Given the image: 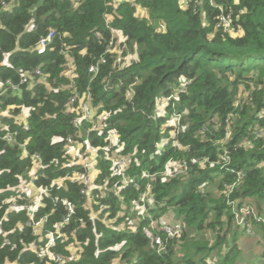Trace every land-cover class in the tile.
Instances as JSON below:
<instances>
[{
    "label": "trees",
    "instance_id": "obj_1",
    "mask_svg": "<svg viewBox=\"0 0 264 264\" xmlns=\"http://www.w3.org/2000/svg\"><path fill=\"white\" fill-rule=\"evenodd\" d=\"M137 7L150 17L138 16ZM220 9L231 15L232 31L215 26ZM105 14L125 38L124 54L137 52L119 68L104 53L112 33ZM160 23L162 30L156 28ZM50 31L52 41L39 53L37 41ZM100 56L106 61L92 76L88 67ZM181 82L186 90L175 105L185 128L171 136L169 116L156 112V100ZM86 90L95 120L84 121L82 130L89 129L90 143L101 147L113 132V149L128 157L127 176L139 187L121 185L102 157L91 195L68 179L56 183L75 169L64 140L76 131L68 100ZM6 131L15 132L13 142L2 138ZM74 139L79 144L80 134ZM222 140L231 159L224 168L207 162L182 177H140L142 171H161L170 158L219 162ZM32 153L43 163L33 180ZM237 171L243 172L239 179ZM24 180L47 190L31 211L41 219L40 232L27 224V208L8 210L11 202H32L19 189ZM147 181L152 217L172 211L183 225L181 238L162 255L144 232L149 219L136 208ZM234 181L230 197L262 216L261 222L248 221L264 244V0H125L116 7L108 0H0V264L53 263L32 247L39 249L55 232L65 214L62 198L74 205L51 247L63 256L62 264H238L245 227L235 223L223 192V184ZM176 244L183 249L180 257Z\"/></svg>",
    "mask_w": 264,
    "mask_h": 264
},
{
    "label": "built area",
    "instance_id": "obj_2",
    "mask_svg": "<svg viewBox=\"0 0 264 264\" xmlns=\"http://www.w3.org/2000/svg\"><path fill=\"white\" fill-rule=\"evenodd\" d=\"M125 0H108V3L114 7H116L120 2H123ZM210 4H213L212 1H210ZM216 23L215 26L217 28L222 29L224 32H229L233 30V22L232 17L230 14L224 12L220 9V13L216 17ZM112 16L111 14H105V24L112 29V33L110 35V38L108 40V43L106 45L105 54H112L113 62L116 64V66L122 67L125 64H129L130 60L126 57L124 54L125 49L127 48V44L125 41V38H120V36L117 35L119 31H116V29H113L110 26ZM53 31L48 32L46 35L40 37L37 41V51L39 53L43 52L47 45L52 41L53 38ZM106 61V58L104 56H100L99 59L95 63H91L88 67L89 73L94 76L98 72L99 64L104 63ZM36 74H40V70L37 68L35 69ZM21 81H23V77L21 78ZM7 82L11 85L13 89L16 88L15 85H13L10 80H7ZM171 91L169 95L165 96V104L161 106L160 110H157L156 106V112L158 114H164L163 110L167 111V107H171L172 115L169 116L168 122L173 127L169 134L171 136L173 134H178L181 130H184L185 124L181 122L182 119V112L177 111L176 109V101L179 99V94L182 92H185L186 87L184 82H181L177 85H172ZM90 92L86 90V92L82 93L80 95L77 91L74 92L73 95L69 97L67 109L71 113H75L72 116V123L74 126H76V131L74 135H68L65 137V147L66 152L69 155H72L73 157L79 156L74 163H71L75 166V169L72 170V172L68 173L64 177L59 178L60 181H63L64 179H68L71 182L77 183L80 188V193L85 196H89L92 193V190L95 188V177H96V169L95 165L97 162L98 157H102L104 160H108L110 163V170L111 175L116 177L121 185H126L128 183H133L134 187H139L137 182H133L132 179H130L127 176L126 169L129 165V159L126 156H121L117 153L118 149H113V146L116 145L117 139L116 135L113 132L109 133V142L106 146H96L92 145L90 143L88 133L89 129L82 130L84 121H94L92 109L90 106ZM77 102V104H76ZM76 104V105H75ZM239 102H235V106L238 105ZM163 107V108H162ZM102 125V123H101ZM100 127V126H99ZM84 129V128H83ZM228 130L225 132V138L228 136ZM76 134H80V143L76 144L74 136ZM15 132L6 131L5 134H3L2 138L5 139L7 142H13L14 141ZM224 140L218 142L219 147L222 149V152L220 154L221 160L218 161H210L209 158H198L196 156H191L189 158H170L166 163L164 168L157 172V173H149L147 171H142L140 177L146 178L148 180L155 179L157 175L162 177L163 179H168L172 177L177 176H186L191 167L193 165L198 166H204L207 162L209 164H220L221 168L226 167L230 162V156L229 152L225 147ZM158 147L161 146V143H156ZM173 146H178L176 141H173ZM186 148V147H185ZM183 147V149H185ZM72 149V150H71ZM73 151V152H72ZM25 154L26 151H24ZM30 156L33 158V167L30 171L31 178H35L38 173V169L43 168V163L38 154L32 153ZM232 171V170H231ZM98 172V170H97ZM243 175L242 171L236 172V178L239 179ZM57 183V182H56ZM33 184V183H32ZM237 185V181H234L230 184H223V192L226 197V202L229 205L231 209V213L233 214V218L235 223L239 226L245 227V234L254 235L255 230L252 229L248 219L253 218L256 222H261L263 220L262 216L256 213L253 206H251L249 203L245 204H238L237 199H232L230 197V194L232 193L233 189ZM150 181H147L145 183V189L140 194L138 198V205L137 210L138 214L141 218H148L149 222L147 226L144 227V232L147 233L152 241V245L154 246V249L157 254H164L167 251V245L170 241H177L182 236V222L178 219H157L153 218L150 214V209L152 207L153 197L151 196L150 192ZM38 190V195L35 197V200L32 204H17L15 202H11L8 206L9 209H21V208H27L29 213V219L27 224L32 225L33 227L37 228L40 227L41 219L40 220H34L33 214L31 211L35 210V208L38 206V204L41 202L42 195L47 194L46 188L38 187L36 188ZM64 206H65V214L63 215L60 223L57 225V228L55 232H48L47 233V239L43 246H41L39 249H37L34 245L32 249L36 252V254L41 258H48L49 260H52L54 262H60L62 263L64 261V258L61 254L55 253L51 247L55 243V234L61 235L59 230V225H62L63 223H66L69 221L71 215L74 213V205L73 203L66 199H61ZM179 250V246L176 244V250ZM177 250V251H178Z\"/></svg>",
    "mask_w": 264,
    "mask_h": 264
},
{
    "label": "rangeland",
    "instance_id": "obj_3",
    "mask_svg": "<svg viewBox=\"0 0 264 264\" xmlns=\"http://www.w3.org/2000/svg\"><path fill=\"white\" fill-rule=\"evenodd\" d=\"M137 15L142 17V16H145L147 18H149V14H148V11L147 10H143V9H139L137 11ZM153 21V20H152ZM154 24L156 25V22L153 21ZM156 28L158 30H162L163 26L162 24H158L156 26ZM137 56V52H134V53H131V52H127L126 53V57L127 58H134ZM68 74H70V72H68ZM165 100L166 98L160 96L159 98H157L156 100V106H157V110H160L161 109V106L165 104ZM163 108V107H162ZM164 114H167L168 116H171L172 115V112H168L164 109H162ZM99 118V121L100 119L102 118V116L98 117ZM72 150V149H71ZM73 152V151H72ZM79 156L77 157H73L72 155H69V158H68V162L69 163H74L75 160L78 158ZM23 183L20 184L19 186V189L20 191L24 194H27L31 199H32V202L30 204L33 203V201L35 200V197L38 195V190L35 188V186L32 184V182H28L26 180L22 181ZM57 183H61V181L58 179L56 180ZM215 188L216 187H210L209 190L212 192V193H216L215 192ZM154 206V201L152 202V207L151 209L153 208ZM172 211H170L169 213H166L164 215H162L160 217V219H178L175 217V214L174 213H171ZM129 214H132V209L130 210ZM137 219H134L132 220V223H135ZM235 229V225L233 223L232 225V230ZM36 231L37 232H40V229L39 228H36ZM198 236V235H197ZM202 236V235H201ZM200 237V236H198ZM203 237L207 240H211L212 239V234L209 233V232H205L203 234ZM256 242V243H254ZM228 244V242L223 245V249L226 248V245ZM238 244H239V247L241 249V255L239 257V262L238 264H261L263 262V259L261 257V253H262V249L264 248V244L259 240V236L257 234V231L255 230V234L254 235H249V234H243V235H240V238H239V241H238ZM178 250V249H177ZM70 252L73 256H76L77 253H78V248H77V245H71V248H70ZM177 252V257H180L183 253V249H182V246H181V249L179 248ZM181 254V255H180ZM216 258V255L212 256L211 259H215ZM52 264H62L60 262H54Z\"/></svg>",
    "mask_w": 264,
    "mask_h": 264
},
{
    "label": "crops",
    "instance_id": "obj_4",
    "mask_svg": "<svg viewBox=\"0 0 264 264\" xmlns=\"http://www.w3.org/2000/svg\"><path fill=\"white\" fill-rule=\"evenodd\" d=\"M139 9H142V8L137 7V11H138ZM143 10H145V9H143ZM137 11H136V12H137ZM142 17H145V16H142ZM116 31H119V32L117 33V35L120 36V38H123V35H122L121 31H120V30H117V29H116ZM254 243H256V242H254Z\"/></svg>",
    "mask_w": 264,
    "mask_h": 264
}]
</instances>
